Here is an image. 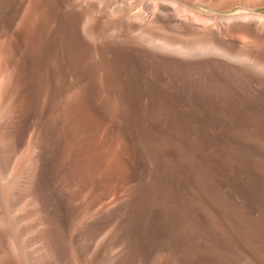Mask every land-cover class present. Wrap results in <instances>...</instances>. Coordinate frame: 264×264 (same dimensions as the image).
Here are the masks:
<instances>
[{"label": "rangeland", "instance_id": "rangeland-1", "mask_svg": "<svg viewBox=\"0 0 264 264\" xmlns=\"http://www.w3.org/2000/svg\"><path fill=\"white\" fill-rule=\"evenodd\" d=\"M140 2L0 12V264H264V0Z\"/></svg>", "mask_w": 264, "mask_h": 264}, {"label": "bare ground", "instance_id": "bare-ground-1", "mask_svg": "<svg viewBox=\"0 0 264 264\" xmlns=\"http://www.w3.org/2000/svg\"><path fill=\"white\" fill-rule=\"evenodd\" d=\"M10 1V0H9ZM40 1V0H39ZM140 1H142V0H109V3L106 5V7L109 9V10H111V9H121V8H123V7H128V8H130V9H133L134 7H136V8H138V7H140V5H141V2ZM135 2V3H134ZM48 4V3H47ZM8 4H7V0H0V12H3V11H5V8H7L8 6H7ZM45 5V4H44ZM83 7V6H82ZM82 7H81V9H82ZM80 8V7H79ZM78 8V9H79ZM77 9V8H76ZM77 9V10H78ZM80 9V10H81ZM38 10V9H37ZM58 10V9H57ZM87 10V9H86ZM85 10V11H86ZM22 11L23 10H21V8L19 9V10H17V12H16V14H15V18H14V20L12 21L13 23H11V24H9V22L7 21V20H5L4 18L3 19H1V14H0V86H1V82H2V80L5 78V76H6V74H7V71H8V69H9V66L8 65H10V64H8V63H10L9 61L7 62V60L5 61L6 63H4V61H3V59H4V57L7 55H5L4 57H3V54H4V51H6V53H7V46H8V48H10L9 47V44L11 43V42H13L12 41V33L10 34V27H11V25L13 26V25H15V39L19 42V41H21L22 40V38H23V34H24V17H23V13H22ZM75 11V10H74ZM93 11H96V9H94ZM99 11H101V10H99ZM98 11V12H99ZM88 12V11H87ZM97 12V13H98ZM117 12V11H116ZM5 13V12H4ZM59 13V12H58ZM63 13H66V11L65 12H63ZM67 13H68V11H67ZM66 13V14H67ZM97 13H96V16H97ZM102 14H103V12H101ZM3 14V13H2ZM37 14V13H36ZM56 14V13H55ZM87 14V13H86ZM90 14V13H89ZM88 14V15H89ZM101 14V15H102ZM94 15V14H93ZM101 15H98V16H100V17H104V16H101ZM65 16V15H64ZM63 16V17H64ZM242 16V15H241ZM82 17V16H81ZM86 17V16H85ZM90 17H91V15H90ZM94 17V16H93ZM25 18H26V16H25ZM88 18V17H87ZM96 18V17H95ZM61 19V18H60ZM66 19V18H65ZM78 19V18H77ZM93 20H94V18H92ZM97 19V18H96ZM99 19V18H98ZM30 20V19H29ZM87 20V19H86ZM34 21H35V19H34ZM59 21V20H58ZM96 21V20H95ZM98 21V20H97ZM16 22V23H15ZM25 22H26V20H25ZM88 22V24H89V22L90 21H87ZM15 23V24H14ZM33 25L34 24H31V26H32V28H34L33 27ZM90 25V24H89ZM95 25V24H94ZM94 25H93V27H94ZM52 26V25H51ZM70 26V25H69ZM29 27V26H28ZM75 27V26H74ZM31 28V27H30ZM66 28V27H65ZM94 30H95V27L93 28ZM64 30V29H63ZM68 30H70V29H68ZM67 29H65V31H67L68 33H69V31H68ZM74 30V29H73ZM83 30V29H82ZM94 30H92V31H89L88 30V32H89V34H90V32H92L93 33V35H91L90 34V36L91 37H93L94 36V32H97L96 30L94 31ZM101 30V29H100ZM44 31V30H43ZM65 31L63 32V33H65ZM71 31V30H70ZM74 31H76V30H74ZM73 31V32H74ZM11 32H13V31H11ZM25 32H26V30H25ZM84 32V31H83ZM75 33V32H74ZM36 34V33H35ZM67 34V33H66ZM70 35H71V32L69 33ZM89 34H87V35H89ZM97 34V33H96ZM73 35V34H72ZM98 35V34H97ZM28 36V35H27ZM99 36V35H98ZM62 37H64L63 36V34H62ZM66 37H68V35L66 36ZM99 37H101V34H100V36ZM98 37V38H99ZM26 38V37H25ZM70 38V37H69ZM94 38V37H93ZM101 39V38H100ZM25 40V39H24ZM35 40V39H34ZM62 40H64V39H62ZM15 41V40H14ZM67 41H68V39H67ZM27 42V41H26ZM44 42V41H43ZM42 42V43H43ZM41 43V44H42ZM70 43V42H69ZM157 43V42H156ZM28 44V43H27ZM14 45V44H13ZM34 45V44H33ZM159 45H160V47H163V48H171V49H173L174 51H176V52H179V53H193V52H195V51H210V52H215V53H221V52H224L222 49H221V47H219V46H217L216 44H214V43H212V42H209L208 44H206V45H204V46H202L201 48H195V49H193V48H185V47H183L181 44V46H179V44H178V47L175 45V46H173V45H170V44H168V43H159ZM60 46V45H59ZM95 46V45H94ZM63 47V46H62ZM96 47V46H95ZM22 48V47H21ZM25 48H27V46L25 47ZM26 50V49H25ZM96 50L97 49H95V52H96ZM101 50V49H100ZM28 51V50H27ZM109 51V50H108ZM64 52V51H63ZM90 53V52H89ZM97 54H98V52H96ZM102 53V52H101ZM225 54L224 55H231V54H228L227 52H224ZM16 54V53H15ZM21 54H22V52H21ZM25 54V53H24ZM96 54V55H97ZM236 54V53H235ZM14 55V54H13ZM89 55V54H88ZM102 55V54H101ZM22 56V55H21ZM34 56V55H33ZM87 56V55H86ZM98 56V57H97ZM96 57L99 59V55H97ZM108 56V55H107ZM234 56V55H233ZM8 57V56H7ZM36 57V56H35ZM95 57V58H96ZM235 58H237V59H241V60H244V61H248V62H253L254 64H256V66L258 65L259 66V68L260 67H264L262 64H261V62H259V61H257V60H255V59H253L250 55H248V53L247 54H236V56H234ZM11 58V57H10ZM18 58V57H17ZM104 57H102V59H103ZM234 58V59H235ZM6 59V58H5ZM20 59H21V57H20ZM23 59H25V58H23ZM28 59V58H27ZM93 59V58H92ZM97 59V60H98ZM109 59V58H108ZM18 60V59H17ZM17 60H15V62L14 63H16V61ZM22 60V59H21ZM26 60V59H25ZM31 59H29V61H30ZM34 60V59H33ZM90 60H91V58H90ZM28 61V60H27ZM32 61V60H31ZM105 61V60H104ZM261 61V60H260ZM19 62V61H18ZM17 62V63H18ZM90 62V61H89ZM106 62H108V61H106ZM105 62V63H106ZM34 63V62H33ZM105 63H103V64H105ZM252 63V64H253ZM12 64V66H10V69H11V67H14L15 65H16V68L19 66V64H13V62L11 63ZM21 64V63H20ZM96 64V63H95ZM14 65V66H13ZM22 65H24V64H22ZM37 66V65H36ZM254 66V65H253ZM24 67H25V65H24ZM23 67V68H24ZM39 67V66H38ZM15 68V69H16ZM117 67H115V69H116ZM258 68V67H257ZM14 69V68H13ZM14 69V70H15ZM119 69V68H118ZM262 69V68H261ZM264 69V68H263ZM23 70V69H22ZM87 70V69H86ZM10 71L11 70H9V74H10ZM13 71V70H12ZM120 71V70H119ZM20 72V71H19ZM11 73H13V72H11ZM29 73V72H28ZM102 73V72H101ZM118 73H120V72H118V70L116 71V75H118ZM114 74V73H113ZM112 74V75H113ZM19 75V74H18ZM94 75V74H93ZM92 75V76H93ZM102 75V74H101ZM120 75V74H119ZM8 76H10V75H8ZM34 76V75H33ZM13 77H14V75H13ZM7 78V77H6ZM83 78V77H82ZM100 78V77H99ZM104 78V77H103ZM8 79V78H7ZM7 79L5 80V81H7ZM22 79V78H21ZM79 79H81V78H79ZM91 80H92V78H90ZM113 79V78H112ZM10 80V79H9ZM8 80V81H9ZM75 80V79H74ZM19 81V80H18ZM17 81V87H18V84H19V82ZM21 81V80H20ZM79 81V80H78ZM84 81V80H83ZM9 83H10V81H9ZM16 83V82H15ZM80 83V82H79ZM12 84V83H11ZM21 84V83H20ZM24 85V84H23ZM121 85V84H120ZM119 85V86H120ZM9 86V85H8ZM14 86H15V84H14ZM25 86V85H24ZM2 87V86H1ZM7 87V86H6ZM5 87V88H6ZM10 87V86H9ZM11 87H12V85H11ZM11 87L9 88V89H7V90H11ZM20 87V86H19ZM22 87V86H21ZM103 87V86H102ZM4 88V89H5ZM23 88V87H22ZM21 88V89H22ZM3 89V91H5ZM24 89V88H23ZM23 89H22V91H23ZM6 90V91H7ZM19 90H20V88H19ZM115 90V89H114ZM1 91V90H0ZM12 91V90H11ZM14 92H16L17 93V88H16V86H15V89L13 90ZM13 91H12V93H13ZM10 92V91H9ZM8 92V93H9ZM20 92V94L22 93L21 91H19ZM5 92H3V94H4ZM12 93H10V95L12 94ZM118 93V92H117ZM13 95H15V93H13ZM12 95V96H13ZM18 95H19V93H18ZM22 95V94H21ZM120 94H118V96H119ZM11 96V98L13 99V97ZM114 96V95H113ZM4 97H2V99H3ZM15 98V97H14ZM17 98V97H16ZM20 99L19 100H21V97H19ZM117 99V94L115 95V97H114V100H115V102H116V104L118 103L117 101H119L120 100V96H119V100H116ZM16 100V99H15ZM18 100V101H19ZM111 101V100H110ZM129 103V102H128ZM113 104V103H112ZM115 104V105H116ZM121 104H124V102H121ZM120 104V105H121ZM18 105V104H17ZM115 105H113V107H115ZM123 106V105H122ZM128 107V106H127ZM127 107H125V108H127ZM119 108V107H118ZM18 109L19 108H17V110L15 109V111L17 112L18 111ZM123 109H124V106H123ZM116 110V109H115ZM118 110V109H117ZM125 110V109H124ZM12 111H14V110H12ZM14 111V112H15ZM127 111V110H126ZM11 112V111H10ZM121 112V111H120ZM11 113H13V112H11ZM119 114V113H118ZM11 115V114H10ZM10 118V117H9ZM13 118V117H12ZM9 120V119H8ZM8 124V121L6 120V121H4V122H1L0 121V142H3L4 143V141H6V134H5V132H6V130L7 129H5V126ZM13 124V123H12ZM174 126V125H173ZM10 132V131H9ZM8 135V134H7ZM1 144V143H0Z\"/></svg>", "mask_w": 264, "mask_h": 264}]
</instances>
